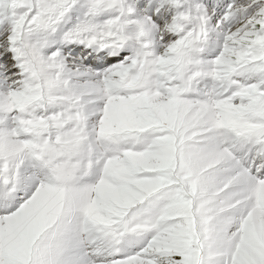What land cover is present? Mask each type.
I'll return each mask as SVG.
<instances>
[{
  "label": "snow or ice",
  "instance_id": "6c2138e0",
  "mask_svg": "<svg viewBox=\"0 0 264 264\" xmlns=\"http://www.w3.org/2000/svg\"><path fill=\"white\" fill-rule=\"evenodd\" d=\"M0 264H264V0H0Z\"/></svg>",
  "mask_w": 264,
  "mask_h": 264
}]
</instances>
